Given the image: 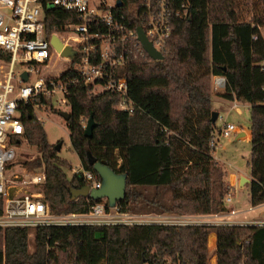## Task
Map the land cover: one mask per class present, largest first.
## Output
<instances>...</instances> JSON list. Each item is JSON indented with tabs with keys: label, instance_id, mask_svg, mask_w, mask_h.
Instances as JSON below:
<instances>
[{
	"label": "trees",
	"instance_id": "16d2710c",
	"mask_svg": "<svg viewBox=\"0 0 264 264\" xmlns=\"http://www.w3.org/2000/svg\"><path fill=\"white\" fill-rule=\"evenodd\" d=\"M125 7L115 8L127 14ZM48 34L79 20L59 6H45ZM264 14L241 18L238 0H193L187 16H175L163 60L139 58L128 66V101L92 85L71 86L67 121L70 141L82 166L97 174L91 153L118 173L127 174L122 212L200 215L225 210L229 183L214 161L211 140L213 77L226 78L224 95L250 104V202L264 203ZM76 76L65 70L63 81ZM93 115V136L85 127ZM29 141L45 166L44 193L54 213L84 212L98 202L72 196L89 183L67 174L71 163L48 140L44 125L21 107ZM13 140V142H15ZM99 179L101 177L98 175ZM101 201V200H99ZM109 204V203H108ZM145 210V211H140ZM0 228V264H210L208 238L217 234L218 264H264V225L47 226ZM98 234V236H97Z\"/></svg>",
	"mask_w": 264,
	"mask_h": 264
},
{
	"label": "built area",
	"instance_id": "2783aa9c",
	"mask_svg": "<svg viewBox=\"0 0 264 264\" xmlns=\"http://www.w3.org/2000/svg\"><path fill=\"white\" fill-rule=\"evenodd\" d=\"M193 0H138L127 4V14L115 10L117 0H0V228H29L47 226L104 225H264V221L241 218L244 211L231 207V194L224 199L225 210L200 215L140 214L122 212L110 207L103 199L88 211L54 213L46 200L45 166L28 170L13 168L19 145L27 140L21 117V107L29 108L39 121L40 113L68 106L70 88L76 84L92 85L94 93L111 91L123 101L120 108L131 110L128 101V66L133 60L151 58L139 39L141 26L154 48L164 54L171 38L175 16H187ZM45 6H59L76 15L78 23L69 22L59 32L48 34ZM56 34L75 54L64 56L52 44ZM64 59L63 71H75L76 76L63 81L61 74L46 73L45 67L53 57ZM152 59V58H151ZM154 60V59H153ZM28 79H24V74ZM34 75V78H33ZM98 86L95 91L94 87ZM226 78L215 76L214 89H224ZM243 103L232 101L230 110L242 113ZM219 119L223 116L219 115ZM241 127L224 123L218 135L228 137ZM13 142V140H15ZM217 133L211 140L215 150ZM81 173L90 188H100L102 180L82 165ZM89 198V197H88ZM95 264H108L101 260ZM148 264V263H147ZM242 264H247L245 261Z\"/></svg>",
	"mask_w": 264,
	"mask_h": 264
},
{
	"label": "rangeland",
	"instance_id": "374dc122",
	"mask_svg": "<svg viewBox=\"0 0 264 264\" xmlns=\"http://www.w3.org/2000/svg\"><path fill=\"white\" fill-rule=\"evenodd\" d=\"M238 4L241 18L244 20H251L254 15L264 14V0H238ZM261 32L264 36V26L261 27ZM53 61L54 62L45 67V71L52 75H59L63 71L65 60L63 58L57 59V55H54ZM94 90L97 91L98 86H95ZM215 92L216 94H219V96H222V92H225V90L219 89V91L215 90ZM218 98L217 95H213L214 108L220 111V115L223 116V119H219L218 117L217 127H222L224 123H233L244 129L249 130L251 128V111L246 103L243 102L242 113L239 114L237 111L230 110V106H232L230 100H228L225 105L221 106V103L218 102ZM61 111L70 112V107L62 106L56 110H50L47 108L46 111L40 113L41 120H39V122L44 125L48 140L51 144L56 146L59 142H63L58 153L61 157L67 159L71 163L72 168L67 170V174L72 176L74 174V169L82 164L72 147L67 121L60 114ZM219 128L216 132L217 137L219 138V144L217 148L212 151L211 156H213L214 161L217 162L224 172L225 176L223 179L225 182L228 183L230 180V174H235V183L233 184V187H229L228 192L233 197V202L229 205L238 210L244 211L241 214L242 219L245 218L249 221H264V206L257 209L254 214L246 212L252 207L250 202V186L248 182L241 185V180L239 181L241 175H251V167L249 164L251 158V140L245 138L236 139L235 133H232L228 137H220L218 135V132H220ZM40 158L41 154L39 149L27 138V140L19 145V148L17 149V158L13 168L20 166V168L26 167L28 170H34V168L39 170L41 169V166L33 167L32 163ZM34 239L35 232L31 230L29 233V249L31 251L34 249ZM209 242L211 244L213 243L212 237ZM209 257L210 262L214 261V257L215 260L218 261L214 253H212V250L209 251Z\"/></svg>",
	"mask_w": 264,
	"mask_h": 264
},
{
	"label": "water",
	"instance_id": "95a60500",
	"mask_svg": "<svg viewBox=\"0 0 264 264\" xmlns=\"http://www.w3.org/2000/svg\"><path fill=\"white\" fill-rule=\"evenodd\" d=\"M123 0H117V6H123ZM138 35L139 39L142 42L144 48L149 53L152 59L154 60H163L164 54L160 51L156 50L152 43L146 37L141 26L138 27ZM52 44L58 51H62L64 56H73L75 54L74 49L71 46H65L63 42L59 39V37L54 34L51 39ZM24 79H28V74H24ZM60 114L63 118L68 121L71 117V113L67 111H61ZM219 117V112L213 110L212 112V122L216 123ZM97 126V123L94 120L93 115L90 116L87 125L85 127V136L92 137L94 128ZM246 134L243 132L238 134L236 139H239ZM63 142H59L55 148L57 151L61 149ZM89 162L94 166L98 175L101 177L102 186L100 188H90L89 185L84 186L83 188L76 189L72 188V196L74 198H78L80 196L90 197L93 200L99 201L106 199L108 200L110 207L117 206L118 201L123 200L126 196L127 189V174L118 173L113 170L110 166H108L105 162L98 161L91 153L88 154ZM252 180L246 177L241 179V185L248 182L250 183ZM98 236V234H97Z\"/></svg>",
	"mask_w": 264,
	"mask_h": 264
},
{
	"label": "crops",
	"instance_id": "0c3cea01",
	"mask_svg": "<svg viewBox=\"0 0 264 264\" xmlns=\"http://www.w3.org/2000/svg\"><path fill=\"white\" fill-rule=\"evenodd\" d=\"M214 80H215V77H213V95H217L219 98H218V102H220L221 103V106L222 105H225L226 104V102L228 101V100H230V99H228L227 97H225V96H223L224 95V92H222V96H219V94H216V92H215V90H214ZM235 99V98H234ZM233 99V100H234ZM233 100H230L231 101V103H232V101ZM242 103V102H241ZM249 107H250V104L249 103H247V102H245ZM213 107H214V105H213ZM231 107V106H230ZM231 109V108H230ZM214 110H216L215 108H214ZM241 110H242V108H241ZM216 111H218V110H216ZM234 111V110H233ZM219 112V115H220V111H218ZM229 112V111H228ZM240 114V113H239ZM245 133L246 135L245 136H243V137H241V138H239V139H247V140H251V137H252V132H251V128L248 130V129H241L239 132H237V133H235V135H236V138H237V136H238V134H241V133ZM243 177H246V178H249V179H251L252 180V176L250 175V176H244V175H241L240 177H239V181L243 178ZM235 179H236V177H235V174H230V180L228 181V183H229V187L231 188V187H233V184L235 183ZM264 206V203L263 204H261V205H258V206H256V207H254V206H252L249 210H247L246 212H249L250 214H254L255 213V211L257 210V209H259V208H261V207H263ZM151 214V213H150ZM168 214H173V213H168ZM212 237V241H213V243L211 244L209 241H210V238ZM208 247H209V251H211L212 250V253H214V255L217 257V234L215 233V232H212L210 235H209V238H208ZM209 263L210 264H218V261H216L215 260V257H214V261H212V262H210L209 261Z\"/></svg>",
	"mask_w": 264,
	"mask_h": 264
}]
</instances>
